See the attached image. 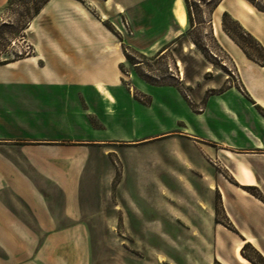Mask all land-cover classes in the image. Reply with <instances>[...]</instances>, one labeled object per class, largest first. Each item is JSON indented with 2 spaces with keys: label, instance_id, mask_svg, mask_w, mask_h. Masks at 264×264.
<instances>
[{
  "label": "crops",
  "instance_id": "0c3cea01",
  "mask_svg": "<svg viewBox=\"0 0 264 264\" xmlns=\"http://www.w3.org/2000/svg\"><path fill=\"white\" fill-rule=\"evenodd\" d=\"M149 1L159 0H106L121 13ZM248 8L239 21L264 46V13ZM89 13L79 0H49L34 19L43 28L35 54L0 64V264H94L95 215L82 209L79 180L120 148L156 140L167 141L154 146V177L193 186L199 209L203 196L210 202L218 194L225 220L243 238L236 264H252L241 250L251 242L264 254V64H248L242 91L210 96L193 116L182 95L162 84L142 102L118 73L126 55L115 34L100 31ZM144 115L160 121L157 130L141 132ZM161 214L158 228L191 235L177 249L207 242L201 234L211 223L198 209L170 204ZM177 249L179 264H205Z\"/></svg>",
  "mask_w": 264,
  "mask_h": 264
},
{
  "label": "rangeland",
  "instance_id": "374dc122",
  "mask_svg": "<svg viewBox=\"0 0 264 264\" xmlns=\"http://www.w3.org/2000/svg\"><path fill=\"white\" fill-rule=\"evenodd\" d=\"M79 1L94 20L100 21V31L115 34V42L126 55L118 73L142 102H149L159 89L157 85L162 84L182 95L180 100L190 106L193 112L188 115L193 116L194 112L201 113L210 96L232 87L242 91L243 69L251 62L262 65L264 61L262 43L259 45L239 21L252 6L247 0H179L178 5L176 0L149 1L142 8L133 6L123 13L106 0ZM255 1L264 5V0ZM41 2L7 0L0 6V61L35 54L34 38L42 37L43 28L34 20V8ZM253 10L264 13L256 7ZM182 11L186 13L184 23L179 20ZM147 112L154 116L153 109ZM146 115L139 129L154 132L160 121ZM176 138L181 140L182 149L188 150L184 139ZM164 141L120 148L119 155L109 154L111 160H99L100 166L84 170L77 192L82 209L95 215L96 231L91 234L94 264H158L157 260H162L160 264H179L176 249L187 245L190 233L178 235L165 224L164 228L154 225L162 216L161 210L170 204L186 211L198 209L204 222L211 223L210 231L201 234L207 241L204 246L178 248L180 254L205 264H225L222 259L236 264V250L243 238L225 220L220 196L212 195L210 202L208 195L203 196L206 207L199 209L193 186H175L165 176L154 177L149 162L154 146ZM109 171L114 174L111 181L106 176ZM124 217L129 221L125 226ZM241 251L246 258L264 264L257 254L261 251L253 243H244ZM217 255L219 261H214Z\"/></svg>",
  "mask_w": 264,
  "mask_h": 264
},
{
  "label": "trees",
  "instance_id": "16d2710c",
  "mask_svg": "<svg viewBox=\"0 0 264 264\" xmlns=\"http://www.w3.org/2000/svg\"><path fill=\"white\" fill-rule=\"evenodd\" d=\"M49 0H42V2L37 6V7H35L34 8V10H35V12H34V18L40 13V11L42 10V8L44 7V5L48 2ZM247 1H249L253 6H255L257 9H259L260 11H264V5H262V4H260V3H258V2H256L255 0H247ZM257 41V40H256ZM259 43V45H261L260 44V42H258ZM261 47H262V49H263V51H264V47L261 45ZM128 57V56H127ZM20 58H23L22 56H17L16 58H13V59H6V60H1L0 61V64H2V63H8V62H11V61H14V60H18V59H20ZM262 64H264V61L262 62ZM246 189H248L249 191H251L252 190V188L251 187H249V186H246L245 187ZM252 192V191H251ZM253 193V192H252ZM253 194H255V193H253ZM257 254H258V256H259V258L260 259H262L263 261H264V256H263V254L261 253V252H259V251H257ZM244 255V254H243ZM251 262H253L254 264H258V262L254 259V258H251V257H247Z\"/></svg>",
  "mask_w": 264,
  "mask_h": 264
},
{
  "label": "bare ground",
  "instance_id": "6f19581e",
  "mask_svg": "<svg viewBox=\"0 0 264 264\" xmlns=\"http://www.w3.org/2000/svg\"><path fill=\"white\" fill-rule=\"evenodd\" d=\"M179 20H180L181 23H184L186 21V13L184 11L179 13Z\"/></svg>",
  "mask_w": 264,
  "mask_h": 264
}]
</instances>
